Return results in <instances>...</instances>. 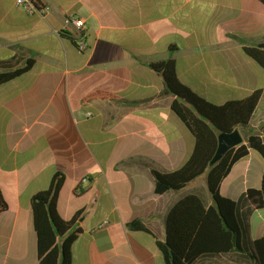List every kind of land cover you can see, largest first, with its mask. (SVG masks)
<instances>
[{"label":"crops","instance_id":"0c3cea01","mask_svg":"<svg viewBox=\"0 0 264 264\" xmlns=\"http://www.w3.org/2000/svg\"><path fill=\"white\" fill-rule=\"evenodd\" d=\"M37 2L49 9L45 19L26 14L16 0H0V62L35 60L29 72L0 86V189L14 199L0 214V264H39L31 200L58 173L64 176L59 215L69 221L81 212L72 264H163L156 242L166 241L169 211L190 195L206 209L213 200L206 175L179 192L155 193L152 170L182 168L196 137L172 110L175 101L185 103L151 65L175 61L180 81L219 106L261 90L249 125L236 130L244 144L252 134L264 140V78L254 82L249 72H257V64L242 51L243 44L264 43V5ZM69 16L86 23L85 52L65 25ZM97 92L104 98L87 99ZM263 175L264 160L256 152L232 166L220 192L238 204L247 232L244 250L204 256L196 264H259L255 241L264 238V209H254L246 193L261 189ZM137 220L148 232L128 228Z\"/></svg>","mask_w":264,"mask_h":264},{"label":"trees","instance_id":"16d2710c","mask_svg":"<svg viewBox=\"0 0 264 264\" xmlns=\"http://www.w3.org/2000/svg\"><path fill=\"white\" fill-rule=\"evenodd\" d=\"M258 1L264 5V0ZM242 51L264 71V43L255 46L243 44ZM34 65L35 60L25 56L0 62V86L26 74ZM151 66L163 76L169 93L185 103L175 101L172 110L196 137L193 154L182 168L171 173L152 170L155 193L179 192L206 175L213 200V205L206 209L197 196L190 195L169 211L165 220L166 241L156 242L163 264H196L204 256L242 252L247 232L238 213V204L222 195L220 186L232 166L245 160L250 152H256L264 160V140L259 134H252L245 139L246 144L228 151L215 165L211 162L218 148L220 133L246 128L260 102L262 91L258 90L244 100L219 106L180 81L175 61H160ZM102 98L104 94L97 92L87 99ZM63 184L64 176L58 173L50 187L31 200L39 264H72L71 248L80 233L74 226L81 212L69 221L59 215L57 204ZM10 195L0 189V214L12 208L14 199ZM246 200L254 209H264V175L261 189L248 190ZM128 228L148 232L139 220L128 224ZM255 248L259 264H264V238L255 241Z\"/></svg>","mask_w":264,"mask_h":264},{"label":"built area","instance_id":"2783aa9c","mask_svg":"<svg viewBox=\"0 0 264 264\" xmlns=\"http://www.w3.org/2000/svg\"><path fill=\"white\" fill-rule=\"evenodd\" d=\"M17 7L21 8L26 14H38L42 18H46L49 13L48 8H41L36 0H16ZM67 28L73 30V42L80 52H85L88 49L86 39V23L84 19L77 16H69L65 19Z\"/></svg>","mask_w":264,"mask_h":264},{"label":"water","instance_id":"95a60500","mask_svg":"<svg viewBox=\"0 0 264 264\" xmlns=\"http://www.w3.org/2000/svg\"><path fill=\"white\" fill-rule=\"evenodd\" d=\"M242 144H244V139L239 130H235L231 133H220L218 136V148L211 165L218 163L228 151Z\"/></svg>","mask_w":264,"mask_h":264},{"label":"rangeland","instance_id":"374dc122","mask_svg":"<svg viewBox=\"0 0 264 264\" xmlns=\"http://www.w3.org/2000/svg\"><path fill=\"white\" fill-rule=\"evenodd\" d=\"M204 9L206 11L208 9V7L204 6ZM255 68H256L257 72H255V71L253 72L251 69H250V72H249L250 76L253 78L254 82L264 78V72L257 65H255ZM65 201H66V191H64V193L62 195V198H61V206L62 207H64Z\"/></svg>","mask_w":264,"mask_h":264}]
</instances>
